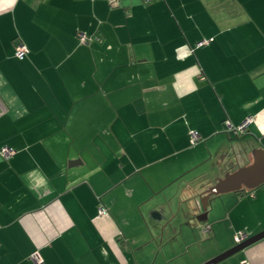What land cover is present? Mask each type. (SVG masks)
Returning a JSON list of instances; mask_svg holds the SVG:
<instances>
[{
	"label": "crops",
	"instance_id": "crops-1",
	"mask_svg": "<svg viewBox=\"0 0 264 264\" xmlns=\"http://www.w3.org/2000/svg\"><path fill=\"white\" fill-rule=\"evenodd\" d=\"M249 119L239 137L226 129ZM3 147L15 153L0 155V264L224 253L235 244L222 225L264 230V0H0ZM226 148L224 170L215 157ZM241 168L239 189L218 193L236 201L221 210L213 194L204 209ZM178 216L203 231L187 259L173 245ZM243 261L264 264V239L219 264Z\"/></svg>",
	"mask_w": 264,
	"mask_h": 264
},
{
	"label": "rangeland",
	"instance_id": "rangeland-1",
	"mask_svg": "<svg viewBox=\"0 0 264 264\" xmlns=\"http://www.w3.org/2000/svg\"><path fill=\"white\" fill-rule=\"evenodd\" d=\"M226 154V155H225ZM233 155V151L232 149H225V152L222 151L221 154L217 155V157H215L217 160V163L219 165H222L223 166V169L225 170L226 167H228V164L230 162V158L232 157ZM224 156H226V159L224 161L223 158ZM120 165H122V162L120 163ZM204 171L207 170V167L205 166L203 168ZM147 174V173H146ZM191 176L188 177V179L190 178ZM144 178V177H143ZM139 179V178H138ZM152 179V178H151ZM191 192L193 193V190L189 191V194H191ZM221 196V199L220 198H217V207L219 209H221V204H224L223 200H228V204H230L231 202H235L236 200L234 199V194H231V193H228V194H214L213 197L215 196ZM222 197H225V198H222ZM211 200V198H210ZM129 200L122 194V188H121V193H120V200H119V206L122 207L123 205L126 207L128 206L129 204ZM209 203V201H208ZM223 210V207L222 209ZM123 211L125 212L126 215H128V212L129 210L128 209H123ZM178 227H179V230H180V234H181V238L179 240H177L175 242V244L173 245H176L174 248L178 249V252L180 253L181 249H183V254H182V258L183 259H187L190 255H192L196 249V245L192 243V241H190L191 239L194 238V236L198 235L199 234V237L202 238L203 237V234L201 231V222L200 220L197 219L194 220V221H182L183 222V225L181 223V220H183L182 216H178ZM143 227V225H142ZM221 227H223V230H222V236L225 238V240L227 239L228 240V236L232 238V241H233V244H237V242H234V235L233 233H230V231L226 230V226L224 228V225H222ZM240 232V231H239ZM172 245V247H173ZM166 258H168L167 256H164V255H157V254H149L147 253V255L144 257V260L145 262H148L147 260H150V262L152 261H155V262H158L160 260V262L158 264H160L161 262H163V260H166Z\"/></svg>",
	"mask_w": 264,
	"mask_h": 264
},
{
	"label": "water",
	"instance_id": "water-1",
	"mask_svg": "<svg viewBox=\"0 0 264 264\" xmlns=\"http://www.w3.org/2000/svg\"><path fill=\"white\" fill-rule=\"evenodd\" d=\"M240 148L242 150H246L244 144H240ZM245 170L247 169H239L237 172L233 173V174H228L226 175V177L224 179H221L218 181V183L216 185H214L213 187H211L207 194L205 195L203 200V208L206 209V200L209 198V196L213 195V194H218V193H224L227 191H231V190H237L239 189V187L241 186V177L243 175V173L245 172ZM264 239V230L251 236L246 238L245 240L241 241L240 243H238L237 245H235L234 247H232L231 249L225 251L224 253L210 259L209 261L203 263V264H219L223 261H225L226 259H228L229 257L233 256L234 254L238 253L239 251H242L244 249H246L247 247L251 246L252 244L260 241Z\"/></svg>",
	"mask_w": 264,
	"mask_h": 264
},
{
	"label": "built area",
	"instance_id": "built-area-1",
	"mask_svg": "<svg viewBox=\"0 0 264 264\" xmlns=\"http://www.w3.org/2000/svg\"><path fill=\"white\" fill-rule=\"evenodd\" d=\"M115 0H111V2H114ZM144 3H149L153 0H142ZM78 39L81 43H88L91 41V38L85 35L84 33H78ZM204 42H201L200 44H203ZM16 56L19 59H24L26 55L29 53V49L25 43L22 41L17 42L16 44ZM250 122L249 120H246L243 124L239 126H234L230 123V121H226V129L228 132L232 133L233 135L239 137L241 134H243L246 131V127L248 123ZM201 139L200 135L198 132H192L191 133V140L192 143H197ZM15 153V150L11 147H3L0 149V155L4 157H11ZM100 214L106 213V210L104 208H99ZM207 231L209 230L208 228L206 229ZM247 238V235L244 232H239L236 234L235 240L237 243H240L241 241L245 240ZM32 260L34 261L35 264H44L43 259L38 255L35 254L32 256ZM241 264H249L248 261H243Z\"/></svg>",
	"mask_w": 264,
	"mask_h": 264
},
{
	"label": "trees",
	"instance_id": "trees-1",
	"mask_svg": "<svg viewBox=\"0 0 264 264\" xmlns=\"http://www.w3.org/2000/svg\"><path fill=\"white\" fill-rule=\"evenodd\" d=\"M16 44H17V43H16ZM15 47H16V46H15ZM15 56H16V48H15ZM16 57H17V56H16ZM26 57H27V55H26ZM26 57H25V58H26ZM17 58H18V57H17ZM25 58H24V59H25ZM20 60H23V59H20ZM247 238H248V237H247Z\"/></svg>",
	"mask_w": 264,
	"mask_h": 264
}]
</instances>
